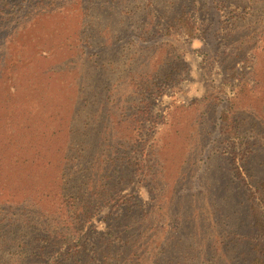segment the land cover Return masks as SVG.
Here are the masks:
<instances>
[{
	"label": "trees",
	"instance_id": "trees-1",
	"mask_svg": "<svg viewBox=\"0 0 264 264\" xmlns=\"http://www.w3.org/2000/svg\"><path fill=\"white\" fill-rule=\"evenodd\" d=\"M11 1L19 18L39 11L58 19L50 23V56L42 55L34 74L22 73L27 74L22 76L26 88L9 83L0 88L6 96L0 106V264H34L44 251L40 244L44 236L55 241L76 227L98 198L107 195L105 189L136 167L130 151L142 142V123L158 80L167 82L181 66L182 55L176 59L173 55L182 49L183 39L192 41L207 63L218 57L222 44H235L237 39L244 44V35L235 37V32L240 24L260 16L264 0ZM27 1L30 11L19 15ZM114 2L122 7L114 8ZM221 6L236 7L239 14L230 12L231 17L213 21ZM196 10L212 18L207 30L197 28ZM65 13L69 15H59ZM114 17L126 23L158 20L166 24L165 32L154 35L146 28L142 38L129 42L126 37L118 46L112 37V49L105 51L99 45V25ZM210 42L215 57L202 52ZM120 46V54L106 58ZM263 50L264 41L256 49L259 53L255 51L257 68L251 78L241 79L231 98L218 101L225 103L224 108L213 107L206 96L207 104L204 100L200 107L176 109L174 113L185 118L172 116L167 123L159 164L156 160L160 180L164 177L163 184L170 188L171 207L178 196L187 195L188 185L192 193L184 197L197 206L192 205L181 224L164 209L166 203L155 221L127 210L123 225H130L118 240L124 242L105 255L103 264H264L261 190L256 187V192L246 194L238 180L241 172L234 176L240 196L215 195L208 185L194 188L202 186L198 178L209 148L215 152L221 147L223 152L226 143L235 145L262 124L264 143ZM144 51L149 53L139 58ZM9 59L0 71L7 82L21 70L20 59ZM137 59L143 60L140 66ZM23 90L29 93L26 108L18 107ZM200 162L202 166L195 168ZM259 166L264 171V157ZM251 178L243 180L245 187H251ZM178 183L187 184L180 193ZM258 186L264 190V181Z\"/></svg>",
	"mask_w": 264,
	"mask_h": 264
},
{
	"label": "rangeland",
	"instance_id": "rangeland-1",
	"mask_svg": "<svg viewBox=\"0 0 264 264\" xmlns=\"http://www.w3.org/2000/svg\"><path fill=\"white\" fill-rule=\"evenodd\" d=\"M29 1L35 4L39 0ZM80 1L78 0V2ZM43 4L46 3L43 2ZM23 6L25 8H22L19 15L24 14L25 11L28 14L30 11L28 1ZM112 6L114 8L116 6L122 7V5L115 2ZM199 7L202 10L203 6L199 4ZM17 8L11 0H0V71L8 65L9 57L11 60L20 59L21 62L18 66L21 70L18 71L17 75H14L13 81L7 82L8 78H4L0 73V88L7 86V83L13 84L15 87L18 86L20 89L21 87L26 88L24 81L27 74L35 73L37 69L34 70V68L43 62L42 55L44 53L50 56V38L52 37V35L50 37V23H53L54 19L55 22L58 20L57 18H50V15L39 11H31V16L26 17L27 15H25L19 18L16 13ZM260 9H264V7H260ZM239 11L233 6H221L218 11L219 14L213 18V21L222 16L223 19L229 18L231 17L230 12L238 13ZM36 12L38 13L36 14ZM197 13L198 15L195 16L197 28L200 31L207 30L209 23H212V18L205 12L202 14L197 11ZM59 15L67 17L69 14ZM109 19L110 21L107 23L99 25L101 37L99 45L105 51L112 49L109 45L113 44L110 41L112 37L117 40L116 44L118 46V44H121L120 40L126 37L130 38L129 42H132L135 38H142L146 35L147 29L155 35L157 32L163 34L166 28L165 23L153 19L152 21L145 19L142 22L132 23L120 21L116 17ZM64 21L67 22L68 20ZM67 28L66 25L64 29ZM256 33H258V37H256ZM238 35L239 37L244 35V39L246 38L243 41L241 40L244 44H239L238 39L235 44L233 42L228 46L222 44L219 51H217L218 57L214 53L213 42L208 43L202 52L209 57H216L208 59L207 63L203 61L204 56L192 48V41L188 38L183 39L182 49L173 55L175 59L182 55L179 58L181 66L167 82L163 79L158 80V84L155 86L157 91L150 99L148 116L145 117L146 121L142 123V142L130 151L131 160L136 162V167L131 171H126L121 177L113 181L112 185L105 189L107 195H103L101 199L98 198L99 201L91 211L80 217L76 227L64 232L55 241L48 236H44L43 241L40 243L44 247V251L34 260V264H103L102 260L105 255L107 253L112 254V249L124 242H118V240L126 235L125 229L130 225V223L123 225V220L126 218L124 214L127 210H130L134 215L144 214L148 220L155 221L158 218L159 208L165 207L164 204L166 203L164 209L176 217V224H181L187 214L193 211L192 205L197 206L196 202L193 203L194 200L184 197L190 196L192 193L189 185L186 188L189 190L186 193L187 195L178 196V202L180 199L183 201L177 202L175 207L170 206L171 199L170 193H168L170 188L163 184L164 177H161L162 180H160V169L156 167V160L159 164L164 138H166L165 135L169 130L167 124L170 123L169 119L171 120L172 116L173 119L178 116L179 119L185 118L180 116V113H178L179 115L174 113L176 109L189 108L193 104H198L200 107L204 100V103L207 104L206 96H210L211 102L209 104L212 103L213 107L224 108L225 103L220 105L221 103H218V101L231 98L240 80L251 78L250 72L257 68V66L254 67L256 63L254 59L255 51L264 41V11L260 12L259 17L254 18L246 25L240 24V31L239 33L238 31L235 32V37ZM122 46L115 51L108 52L107 55L110 56H103L109 58L113 52L115 55L120 54ZM148 53L149 51H144L137 56L144 58ZM256 53H259V51H256ZM260 54L264 55V50L260 51ZM142 61V59H137L136 65L140 66L139 63ZM166 68L168 69V67ZM25 70H27V74L22 75ZM10 75L12 76V74ZM22 76L25 78H22ZM1 93L0 106L3 105L2 101H6V96L2 97L3 93ZM27 99H29V93L23 90L18 107L26 108L27 102L25 101ZM202 110L205 111L206 109H199L196 114ZM182 124L184 129H188V122L183 120ZM262 126L263 124L246 134V139L237 140L235 145H232L233 142L231 144L226 143L224 145L226 149L223 152L221 147L215 152L213 148H209L211 153L206 161L207 165L203 167L204 169L201 170L203 173L198 178L202 186L198 184L194 188L202 190L208 185L211 187L210 192L213 191L212 193L215 195L223 193V196H240L242 192L239 191V180V184L246 191V194L248 190L256 192V187H258L261 190L260 196L263 197L264 190L258 186L259 181H264V171L259 166L260 160L264 157V143L261 142L263 141ZM201 166L200 162L199 165L196 164L195 168ZM193 167L190 170L193 171ZM245 167L248 169L247 172L244 171ZM240 172L242 173L241 177L236 180L234 176L236 174L238 176ZM248 176L252 177L249 181L251 187H245V182H243L244 179H248ZM186 185L178 183L179 189L177 187V192L184 191ZM261 241L264 245L263 238ZM107 262L109 261L107 260Z\"/></svg>",
	"mask_w": 264,
	"mask_h": 264
}]
</instances>
